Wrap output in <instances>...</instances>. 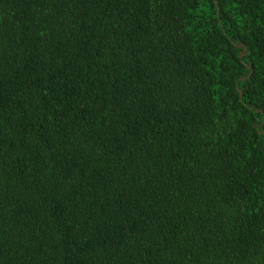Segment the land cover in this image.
<instances>
[{"label":"trees","instance_id":"obj_1","mask_svg":"<svg viewBox=\"0 0 264 264\" xmlns=\"http://www.w3.org/2000/svg\"><path fill=\"white\" fill-rule=\"evenodd\" d=\"M0 264H264V0H0Z\"/></svg>","mask_w":264,"mask_h":264},{"label":"water","instance_id":"obj_2","mask_svg":"<svg viewBox=\"0 0 264 264\" xmlns=\"http://www.w3.org/2000/svg\"><path fill=\"white\" fill-rule=\"evenodd\" d=\"M251 76H252V74L249 77H251Z\"/></svg>","mask_w":264,"mask_h":264}]
</instances>
